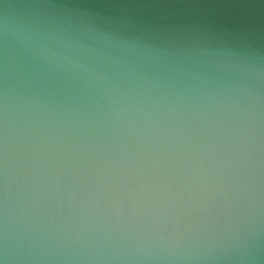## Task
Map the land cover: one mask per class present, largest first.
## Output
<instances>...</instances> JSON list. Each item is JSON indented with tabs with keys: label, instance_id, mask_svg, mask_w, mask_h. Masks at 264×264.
<instances>
[{
	"label": "water",
	"instance_id": "water-1",
	"mask_svg": "<svg viewBox=\"0 0 264 264\" xmlns=\"http://www.w3.org/2000/svg\"><path fill=\"white\" fill-rule=\"evenodd\" d=\"M0 264H264V0H0Z\"/></svg>",
	"mask_w": 264,
	"mask_h": 264
}]
</instances>
